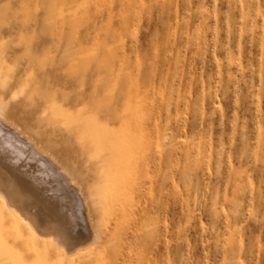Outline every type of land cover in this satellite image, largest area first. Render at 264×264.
Instances as JSON below:
<instances>
[{
    "label": "rangeland",
    "instance_id": "1",
    "mask_svg": "<svg viewBox=\"0 0 264 264\" xmlns=\"http://www.w3.org/2000/svg\"><path fill=\"white\" fill-rule=\"evenodd\" d=\"M0 108L96 231L61 261L0 211V257L264 264V0H0Z\"/></svg>",
    "mask_w": 264,
    "mask_h": 264
},
{
    "label": "bare ground",
    "instance_id": "2",
    "mask_svg": "<svg viewBox=\"0 0 264 264\" xmlns=\"http://www.w3.org/2000/svg\"><path fill=\"white\" fill-rule=\"evenodd\" d=\"M0 117V211L9 216L11 223L24 226L25 232L38 239L45 249H48L50 244L54 245V250H50L54 257L60 258L61 261L73 255L75 257V254H80L76 252L79 248V252L82 251L83 245L80 244L83 243L75 241L74 235L78 229L71 223L68 211L76 218L75 204L70 203L81 202V186L52 153L39 146L2 110ZM56 190L61 192L60 195H66L67 199H60V192L57 193ZM85 199L82 200L84 203L88 201ZM79 212L81 217H77V221L84 218L94 231L88 207L83 205ZM94 235L97 236L96 233ZM27 239L30 246H33L31 239ZM96 241L93 240V243ZM87 248L89 249L88 246ZM7 253L0 257V264L31 263H18L13 253Z\"/></svg>",
    "mask_w": 264,
    "mask_h": 264
},
{
    "label": "snow or ice",
    "instance_id": "3",
    "mask_svg": "<svg viewBox=\"0 0 264 264\" xmlns=\"http://www.w3.org/2000/svg\"><path fill=\"white\" fill-rule=\"evenodd\" d=\"M0 119H2V117H0Z\"/></svg>",
    "mask_w": 264,
    "mask_h": 264
}]
</instances>
